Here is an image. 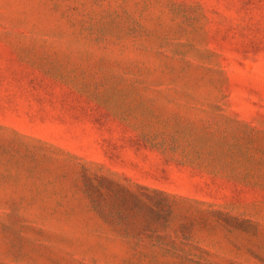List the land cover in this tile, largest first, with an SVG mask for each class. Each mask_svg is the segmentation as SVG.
<instances>
[{
  "label": "rangeland",
  "instance_id": "obj_1",
  "mask_svg": "<svg viewBox=\"0 0 264 264\" xmlns=\"http://www.w3.org/2000/svg\"><path fill=\"white\" fill-rule=\"evenodd\" d=\"M98 175L204 201L187 253L137 247ZM189 258L264 264V0H0V264Z\"/></svg>",
  "mask_w": 264,
  "mask_h": 264
},
{
  "label": "trees",
  "instance_id": "obj_2",
  "mask_svg": "<svg viewBox=\"0 0 264 264\" xmlns=\"http://www.w3.org/2000/svg\"><path fill=\"white\" fill-rule=\"evenodd\" d=\"M109 171L111 172V170ZM96 178L99 183L95 187L98 189L105 187L108 191L113 214L121 220L123 218L129 220V217H132L129 220L131 228L127 230L128 236L137 238L147 236L158 239L154 242L136 243L137 247L143 249L150 247L163 254L175 256L187 253L175 240L171 242L164 240L172 235L170 218L180 205L191 206L195 202L203 203L204 201L134 180L124 183L108 175H98ZM96 204L100 207L102 204L100 198H96ZM185 229L186 225L181 223L173 231L178 233ZM142 253L145 254L147 251L144 250ZM192 263L199 262L191 258L188 261L179 262V264Z\"/></svg>",
  "mask_w": 264,
  "mask_h": 264
}]
</instances>
